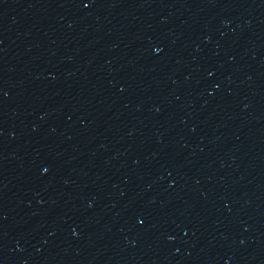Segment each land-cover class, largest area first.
I'll return each mask as SVG.
<instances>
[{"label": "water", "instance_id": "1", "mask_svg": "<svg viewBox=\"0 0 264 264\" xmlns=\"http://www.w3.org/2000/svg\"><path fill=\"white\" fill-rule=\"evenodd\" d=\"M109 264H264V0H173Z\"/></svg>", "mask_w": 264, "mask_h": 264}, {"label": "snow or ice", "instance_id": "2", "mask_svg": "<svg viewBox=\"0 0 264 264\" xmlns=\"http://www.w3.org/2000/svg\"><path fill=\"white\" fill-rule=\"evenodd\" d=\"M45 171H47V170L45 169Z\"/></svg>", "mask_w": 264, "mask_h": 264}]
</instances>
